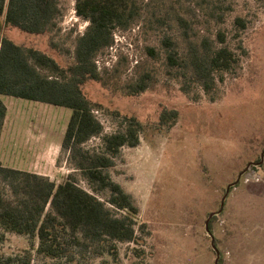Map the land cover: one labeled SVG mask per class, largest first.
Returning a JSON list of instances; mask_svg holds the SVG:
<instances>
[{"label":"rangeland","instance_id":"rangeland-1","mask_svg":"<svg viewBox=\"0 0 264 264\" xmlns=\"http://www.w3.org/2000/svg\"><path fill=\"white\" fill-rule=\"evenodd\" d=\"M134 1L133 17L115 26L110 44L93 57L98 80L82 89L95 103L91 110L103 132L119 129L123 114L143 125L138 143L122 147L108 173L130 195L144 232H137V242H116L114 255L95 254L94 245L74 248L70 262L50 261L214 264L216 249L218 264H264V0ZM74 2L56 0L58 12L41 34L3 25L0 16V36L71 61L75 40L88 25L76 15ZM165 37L187 62L204 46L228 47L235 62L220 77L213 72L214 86L207 92L191 69L183 75L182 68L167 64ZM141 81L144 89L131 92ZM1 99L7 110L0 163L56 184L72 173L80 187L90 190L67 163L66 152L53 153L71 109L13 96ZM161 112L168 115L165 121ZM98 143L91 137L84 146ZM0 187L9 190L4 183ZM95 195L104 197L103 192ZM210 212L215 214L208 219V234L204 221ZM35 244L26 235L5 232L0 253L27 251L32 263L40 264Z\"/></svg>","mask_w":264,"mask_h":264},{"label":"trees","instance_id":"trees-1","mask_svg":"<svg viewBox=\"0 0 264 264\" xmlns=\"http://www.w3.org/2000/svg\"><path fill=\"white\" fill-rule=\"evenodd\" d=\"M134 2L75 0L76 15L87 20L88 25L76 38L68 62L0 36V132L6 113L3 95L70 108L60 150L66 152L67 163L90 188L80 187L72 173L56 184L44 175L0 163V183L9 188L6 193L0 187V243L5 232L35 239L34 253L40 264H52L53 259L70 262L76 247L89 249L95 245V254L114 255L116 242H137V232H144L145 225L137 223L138 209L130 195L108 173L120 149L138 143L143 125L135 116L123 114L119 129L103 132L91 110L95 103L82 89L87 82L98 80L93 57L110 44L112 29L133 17ZM57 12L56 0H0L3 25L27 33L46 32ZM162 42L167 64L182 68L183 75L191 69L195 81L207 92L214 86L213 72L220 77L235 62L233 52L226 46H204L200 53H192L187 62L177 56L169 37ZM135 86L131 87L133 93L143 90L145 84L141 81ZM170 114L174 117L176 111ZM167 118L161 112L160 120ZM91 137L99 138L98 146L87 148L84 143ZM96 192H103L104 197ZM0 264L33 263L31 254L24 251L14 255L0 253Z\"/></svg>","mask_w":264,"mask_h":264},{"label":"water","instance_id":"water-1","mask_svg":"<svg viewBox=\"0 0 264 264\" xmlns=\"http://www.w3.org/2000/svg\"><path fill=\"white\" fill-rule=\"evenodd\" d=\"M260 162V161H259ZM242 173V171L239 173V175L237 176V178H236V180L238 179V177L240 176V174ZM235 182V181H234ZM228 187L229 186H227L226 187V189H225V193L223 194V196L221 197V199H220V208H221V206L223 205V202H224V200H225V197H226V193L228 192ZM219 211V210H218ZM215 214V212H210L208 215H207V217H206V219H205V221H204V229H205V231L209 234V231H208V225H207V223H208V219L212 216V215H214ZM211 244H212V239H211ZM212 247L214 248V246L212 245ZM215 249V248H214ZM215 252H216V257H215V259H214V264H218V256H219V254H218V251L215 249Z\"/></svg>","mask_w":264,"mask_h":264},{"label":"crops","instance_id":"crops-1","mask_svg":"<svg viewBox=\"0 0 264 264\" xmlns=\"http://www.w3.org/2000/svg\"><path fill=\"white\" fill-rule=\"evenodd\" d=\"M6 110H7V106H6ZM60 150V144L58 143L56 146H55V149H53V153L55 155V157L57 156V152ZM9 167H12V166H9ZM15 168V167H13ZM18 169V168H17ZM27 171V170H26ZM29 172H32V171H29ZM33 173H37V172H33Z\"/></svg>","mask_w":264,"mask_h":264}]
</instances>
